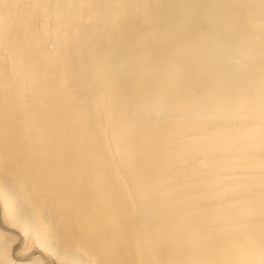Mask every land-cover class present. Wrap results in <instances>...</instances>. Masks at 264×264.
Instances as JSON below:
<instances>
[{
    "label": "bare ground",
    "instance_id": "6f19581e",
    "mask_svg": "<svg viewBox=\"0 0 264 264\" xmlns=\"http://www.w3.org/2000/svg\"><path fill=\"white\" fill-rule=\"evenodd\" d=\"M0 264H264V0H0Z\"/></svg>",
    "mask_w": 264,
    "mask_h": 264
},
{
    "label": "rangeland",
    "instance_id": "374dc122",
    "mask_svg": "<svg viewBox=\"0 0 264 264\" xmlns=\"http://www.w3.org/2000/svg\"><path fill=\"white\" fill-rule=\"evenodd\" d=\"M42 233V232H41ZM50 249V250H53V251H57L58 249H55L56 247H52L51 244H46V249Z\"/></svg>",
    "mask_w": 264,
    "mask_h": 264
}]
</instances>
